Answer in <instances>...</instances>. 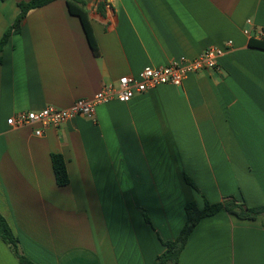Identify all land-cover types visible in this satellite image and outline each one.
<instances>
[{"label": "crops", "instance_id": "crops-1", "mask_svg": "<svg viewBox=\"0 0 264 264\" xmlns=\"http://www.w3.org/2000/svg\"><path fill=\"white\" fill-rule=\"evenodd\" d=\"M28 1L0 0V39ZM84 2L96 53L66 0L27 13L0 51V215L20 252L34 264H152L183 227L186 203L264 206V50L249 45L264 42V0H114L102 11L101 0ZM228 41L218 70L99 105L93 120L41 137L6 124ZM263 220L202 219L178 264H264ZM0 264H19L1 239Z\"/></svg>", "mask_w": 264, "mask_h": 264}, {"label": "built area", "instance_id": "built-area-1", "mask_svg": "<svg viewBox=\"0 0 264 264\" xmlns=\"http://www.w3.org/2000/svg\"><path fill=\"white\" fill-rule=\"evenodd\" d=\"M114 0H101L104 9L110 8ZM249 25L250 21L245 22ZM248 35L249 30H244ZM263 34L260 33V37ZM232 46L226 42L224 47H210L193 58L181 57L160 67H144L137 75L120 77L116 85L105 84L92 98L76 100L69 108L59 109L47 106L37 112H19L7 119L10 128L37 126L33 135L41 137L44 130L57 128L77 117L93 120L97 106L117 101L127 103L134 96L144 94L159 86L180 87L189 76L205 71L218 70V60Z\"/></svg>", "mask_w": 264, "mask_h": 264}, {"label": "trees", "instance_id": "trees-1", "mask_svg": "<svg viewBox=\"0 0 264 264\" xmlns=\"http://www.w3.org/2000/svg\"><path fill=\"white\" fill-rule=\"evenodd\" d=\"M53 1L55 0H30L28 2L19 3V14L17 15L13 25L3 34L0 39V51L7 43L11 35L20 32L21 22L27 13L32 10L44 7ZM66 1L69 14L79 19L89 46L93 52L96 53L97 48L95 40L83 9L85 5L84 0ZM102 9H104L103 4H101L99 7L100 11H102ZM249 45L250 47L264 50V42L262 41L255 42L250 40ZM50 160L56 184L60 187L66 186L69 183V179L64 159L58 154H53L50 156ZM184 180L187 185L198 191L187 176L184 177ZM219 212H227L241 221H256L259 218L264 219V206L250 208L247 207L243 201H238L234 198H226L223 201L216 203L204 201V204L201 208H199L194 202L186 203L184 205L185 223L183 227L174 240L161 242L164 250L153 260L152 264H178L180 254L194 228L202 219L214 216ZM145 221L149 224V220L146 216ZM262 226L264 228V220L262 221ZM0 239L9 247L19 264H34L20 252L18 240L14 237L11 229L7 225V222L1 215Z\"/></svg>", "mask_w": 264, "mask_h": 264}]
</instances>
